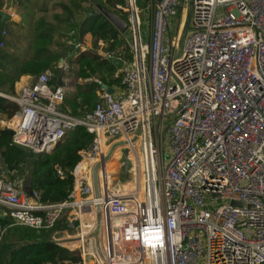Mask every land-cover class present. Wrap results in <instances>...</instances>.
Returning a JSON list of instances; mask_svg holds the SVG:
<instances>
[{
    "label": "built area",
    "instance_id": "obj_1",
    "mask_svg": "<svg viewBox=\"0 0 264 264\" xmlns=\"http://www.w3.org/2000/svg\"><path fill=\"white\" fill-rule=\"evenodd\" d=\"M185 7L189 0H150L146 37L139 1L118 5L132 60L112 78L121 74L117 94L89 78L100 85L99 100L81 116L63 109L71 70L64 59L60 85L47 70L16 95L0 91L19 106L0 120L15 145L48 152L78 126L94 136L61 202L28 195L24 179L0 164V216L41 231L68 213L67 229H78L69 248L78 259L59 264H264V0H193L190 26ZM6 12L3 37L19 17L13 6ZM73 45L84 50L80 40ZM112 147L111 154L125 148L133 163L129 191L117 187L125 164L119 175L108 165ZM92 212L104 213L108 231L100 249L83 223ZM60 230L52 239L64 246Z\"/></svg>",
    "mask_w": 264,
    "mask_h": 264
},
{
    "label": "trees",
    "instance_id": "obj_2",
    "mask_svg": "<svg viewBox=\"0 0 264 264\" xmlns=\"http://www.w3.org/2000/svg\"><path fill=\"white\" fill-rule=\"evenodd\" d=\"M138 1L143 9L150 5V0ZM18 2L22 7V21L9 30L5 45L0 47L1 92L14 94L16 83L23 75H38L47 70L56 74L51 84L58 86L60 70L57 66L60 59L65 57L67 45L55 40V31H59L64 41L73 39L69 34L73 29L79 39H84L90 34L94 47L103 39L106 52L124 61L132 60L124 36L103 11L89 17L80 16V10H91L99 6L100 9L115 13L127 21L126 12L118 8V5L123 4V0ZM3 6L4 0H0V9ZM36 14L40 15V20L36 21ZM48 15L52 17L50 20L46 18ZM1 30L0 26V39ZM69 63L77 79H86L95 74L108 85L121 82V74L116 80L112 79L119 72L118 67L96 48L81 52L74 50ZM98 88L100 85L94 81L81 83L77 94L73 98H66L63 108L73 115L85 114L99 100L96 92ZM18 109L16 102L0 96V114L11 117ZM93 140L94 136L86 128L78 126L66 134L53 152L34 153L30 156L31 151L13 144L12 136L1 130L0 164L11 168L16 175L24 179L27 193L38 190L42 202H61L67 199L74 189L73 171L82 160V152L90 147ZM59 169L63 170L64 176L59 174ZM59 221L51 229L37 231L22 226L16 228L12 225L13 220L10 217L0 216V232H3L0 264H59L77 260L78 256L72 250L52 239V232L62 224Z\"/></svg>",
    "mask_w": 264,
    "mask_h": 264
},
{
    "label": "crops",
    "instance_id": "obj_3",
    "mask_svg": "<svg viewBox=\"0 0 264 264\" xmlns=\"http://www.w3.org/2000/svg\"><path fill=\"white\" fill-rule=\"evenodd\" d=\"M11 6H13L16 10H17V12H18V14H19V17L17 18V20H15V21H12L11 23H10V27H9V30L15 25V24H17V23H20L21 21H22V7H21V5L19 4V2H18V0H4V6L0 9V12H3V14H7V16H9L8 15V12H6ZM92 11H93V9H91V10H80V16L81 17H89V16H92L90 13H92ZM5 12V13H4ZM96 15V14H95ZM8 18V17H7ZM3 19L4 18H2V16H0V26L1 27H3V23L5 22V21H3ZM74 31H75V34H71V31L69 32V34L71 35V36H73V39H69V43L71 44V47H72V50L73 51H69L68 52V50H66L67 52H66V54H65V57L64 58H61L60 59V61L61 60H66V61H68L69 62V59L71 58V56L73 55V53H74V45H73V42H76L77 40H80V41H82L83 42V44H84V50H78V51H85V50H87V49H94V48H96V50L100 53V54H103V55H105L106 56V54L108 53V52H106L105 50H104V46H105V41L103 40V39H100L99 41H98V45H97V47H94V45H93V41H92V36L90 35V34H87L85 37H84V39H79V38H77V36H75L76 34H77V32H76V30L75 29H73ZM9 36V33H8V35L6 36V37H3L2 36V30H1V39H0V42L2 41V40H4V42H5V40H6V38ZM148 36V32L146 33V37ZM169 40V39H168ZM68 41V40H67ZM66 44V43H65ZM5 45V44H4ZM131 53V52H130ZM121 59V58H120ZM59 61V62H60ZM124 61V60H123ZM131 61V60H130ZM130 61H124V65H123V67L126 65V64H128V63H130ZM70 64V63H69ZM71 66V65H70ZM119 69V72L118 73H121V69L120 68H118ZM71 71H72V67H71V70H70V73L68 74V81H67V83H66V86H67V88H66V98H73L76 94H77V91H78V86L81 84V83H83V82H87V81H93V80H90L89 78L92 76V75H95V74H92L90 77H88V78H86V79H82V78H79V79H77V78H75V76L73 75V72H72V75L74 76V78L76 79V82H77V85H76V89H73L72 88V86L70 85L69 86V82L71 81ZM117 74V73H116ZM55 76H56V74H55ZM54 76V77H55ZM96 76V75H95ZM36 77H37V75H23L22 77H21V79L16 83V88H15V93L14 94H8V95H16V94H18L19 93V91H20V88H21V86L23 85V84H27V83H31V82H33V81H35V79H36ZM53 77V78H54ZM65 77V74L64 73H62L61 71H59V83H58V85H60L61 83H62V79ZM97 77V76H96ZM95 82V81H94ZM97 83V82H96ZM98 84V83H97ZM108 86H111L112 88H113V90L115 89V94H117L118 92H119V84L118 83H114L113 85H108ZM98 91H99V88L97 89V95H98ZM99 96V95H98ZM66 100V99H65ZM64 104H65V102H64ZM64 104H63V106H64ZM64 109V108H63ZM65 110V109H64ZM67 111V110H66ZM69 112V111H68ZM7 116L6 115H3V114H0V120L2 119V118H6ZM2 129H1V125H0V131H1ZM28 195H30V193H27ZM65 216V217H64ZM62 218L64 219V221L62 222ZM62 218L60 219V223H62L61 225H60V228L59 229H61L60 231H61V237H62V242H63V245L64 246H66L67 248H72V247H77V242H78V240L76 239V237H78V234H79V232H78V229L76 228V229H67V227H66V222L68 221V219L70 218L69 217V215H68V213L67 214H64L63 216H62ZM65 219H66V221H65ZM99 218H98V214L97 213H94V212H92L91 214H87V215H85L84 217H83V223L84 224H88L89 226H88V228H87V231L90 233V235H91V245L92 246H94V245H96L97 246V248L98 249H100L101 247H102V245H104V243L103 244H98V243H100L99 242V240L97 241L96 240V237L93 235V232H94V230H96V232H98L99 230H100V228H101V224H100V220H98ZM76 223H78V220H76L75 221ZM93 238V239H92ZM93 243H94V245H93ZM90 261H88L89 263H92L91 262V259H89Z\"/></svg>",
    "mask_w": 264,
    "mask_h": 264
},
{
    "label": "rangeland",
    "instance_id": "obj_4",
    "mask_svg": "<svg viewBox=\"0 0 264 264\" xmlns=\"http://www.w3.org/2000/svg\"><path fill=\"white\" fill-rule=\"evenodd\" d=\"M185 9L187 10V7H185ZM186 10H185V15H187V13H188V10L187 11ZM141 17H142V21L144 23L143 28H144L145 35H146L147 32L148 33L150 32V24H149V21H150L149 20L150 19L149 18L150 17V5L148 6V8L143 9V13H142ZM34 18H36V21L40 20V15L36 14V16H34ZM46 18H47V20H50L52 17H51V15H48V16H46ZM177 21H178V16H176L174 18H171L172 34H173L174 38H175V35H176V30H177V24H176ZM183 38H184V33H183V35H182V37L180 39V42H179L180 46H181V44L183 42ZM55 40L57 42H65L66 45H67L68 52L72 51V47H71V44L69 43V40L68 41L67 40L64 41L60 37L59 31H55ZM179 49H180V47H179ZM129 52H130V49H129ZM71 78L72 79L69 82V86L71 85L73 89H76L77 82H76V79L74 78V76L72 75V71H71ZM122 153H124V155ZM123 157H125L124 160H122ZM126 159H127V151L125 150V148H120V150H116V152L114 154H110V162H109L108 165H110L111 169L114 172H116L117 175H119L121 173L119 166H121L122 164H126V162H127ZM164 159L166 161H168L170 159V152L168 151V146H167L166 143L164 144ZM129 161H131V160H129ZM95 166H94L93 170H95ZM94 172L97 175V171L95 170ZM132 175L133 174L131 173V180L129 181L130 184L125 186L126 184L124 183V179L121 178L120 182H118V184H117V187H122L123 189H126L127 191L131 190V188L133 186V181H132L133 180V176ZM97 178H98V176H97ZM98 218H99L98 220H100L101 228H100V230L98 232H96V230H94L93 235L96 237L97 241L99 240L100 243H98V244H103L108 238V231L105 229V226H104V213L99 212L98 213ZM14 227H16V226H14Z\"/></svg>",
    "mask_w": 264,
    "mask_h": 264
},
{
    "label": "water",
    "instance_id": "obj_5",
    "mask_svg": "<svg viewBox=\"0 0 264 264\" xmlns=\"http://www.w3.org/2000/svg\"><path fill=\"white\" fill-rule=\"evenodd\" d=\"M101 10L105 14V16H107L110 19V21L118 28L119 31H121L123 33L127 31L128 24L126 23V21L121 19L115 13L109 12V11L103 9V8ZM192 12H193V0H189V8H188V14H187V26H190ZM0 16H2V18H6L7 17V15L3 14V12H0ZM110 59L118 68H120V69L123 68L124 61L122 59L117 58V57H111ZM103 87L106 88V90L109 93H114L113 88L108 86V84L104 83ZM4 131L6 133H8L10 136L14 135V132L12 130H10V129H5ZM57 146H58V144L53 146L51 148V150H49L48 152L49 153L53 152L57 148ZM113 148L114 147L111 148V150L109 152V155L113 151ZM33 155H34V153L30 152V156H33ZM132 168H133V163L131 161L126 162L125 167H124V172H123L124 181L129 182L131 180ZM94 184H95V190H96V192H98V180H97L96 174H95V178H94Z\"/></svg>",
    "mask_w": 264,
    "mask_h": 264
},
{
    "label": "bare ground",
    "instance_id": "obj_6",
    "mask_svg": "<svg viewBox=\"0 0 264 264\" xmlns=\"http://www.w3.org/2000/svg\"><path fill=\"white\" fill-rule=\"evenodd\" d=\"M117 150H120V148H118ZM116 152V151H115ZM123 155H124V153H122ZM112 157V156H111ZM112 159V158H111ZM125 159V157H123V159L122 160H124ZM86 162V161H85Z\"/></svg>",
    "mask_w": 264,
    "mask_h": 264
}]
</instances>
